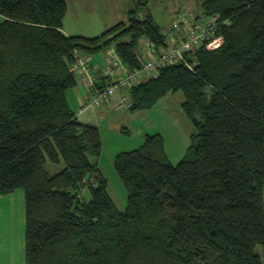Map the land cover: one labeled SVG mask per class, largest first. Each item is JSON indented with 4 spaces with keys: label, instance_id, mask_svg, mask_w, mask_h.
<instances>
[{
    "label": "trees",
    "instance_id": "16d2710c",
    "mask_svg": "<svg viewBox=\"0 0 264 264\" xmlns=\"http://www.w3.org/2000/svg\"><path fill=\"white\" fill-rule=\"evenodd\" d=\"M146 2L128 23L84 36L63 31L67 0H0V196L25 191L27 264H264L256 252L264 248V0H202V13L219 17L223 43L202 45L187 54L192 66L166 65L128 90L131 109L184 92L196 131L177 165L159 133L119 152L122 211L92 161L102 135L70 105L73 62L114 46L137 67L144 38L162 51L169 24L140 17ZM61 159L64 169L49 175L47 160Z\"/></svg>",
    "mask_w": 264,
    "mask_h": 264
},
{
    "label": "rangeland",
    "instance_id": "374dc122",
    "mask_svg": "<svg viewBox=\"0 0 264 264\" xmlns=\"http://www.w3.org/2000/svg\"><path fill=\"white\" fill-rule=\"evenodd\" d=\"M105 1H108L109 6L108 8L104 7V13L102 14L107 21L113 23L124 21L128 23L129 11L135 8L140 0ZM143 1L147 2L143 5L142 10H139V16L144 17L146 13L150 12L155 22L164 27L171 22L172 17L179 10L201 11L202 13V6L200 5L202 0ZM74 17L70 20L71 24L76 22L78 25L85 27L81 23L84 21H76ZM207 20L202 17L199 19V23L204 24ZM64 22L66 25L69 24L68 18ZM66 28L68 30V27ZM100 28L91 31L87 36H96L103 33V29ZM184 100V92L178 90L169 92L151 109L125 107L121 110H116L113 107L108 110V114L103 115L98 111V116L91 119L97 122L103 141V150L100 157H92V161L98 163L103 175L107 178L108 193L119 210H125L128 199L127 187L115 167V157L119 152L136 149L144 142L148 134L156 133L164 137L168 159L174 165H177L189 152L193 144V134L196 131V126L183 107ZM196 117L199 118V114H196ZM64 167L65 162L62 159L61 162L57 163L50 160L46 162L47 173L51 176L62 171ZM12 193L8 198L0 200V209L2 211L0 217L3 218L0 221V245L7 246L5 255L9 256L12 252L14 257H17L23 255L25 251V191L23 187H18ZM83 194L87 201L91 199L90 190H85ZM9 208L13 209V213L10 216H8V213L6 214ZM8 246L11 248H8ZM256 252L261 255L264 262L263 246L257 245Z\"/></svg>",
    "mask_w": 264,
    "mask_h": 264
},
{
    "label": "built area",
    "instance_id": "2783aa9c",
    "mask_svg": "<svg viewBox=\"0 0 264 264\" xmlns=\"http://www.w3.org/2000/svg\"><path fill=\"white\" fill-rule=\"evenodd\" d=\"M209 18L204 24L199 23L200 18ZM218 15L201 16L188 11L177 12L169 25L163 28L165 47L160 51L156 44L147 38L143 40V50L147 57L137 67L128 66L117 53L114 47L108 50L100 73L92 66L90 58L76 54L72 68L76 75L86 81L91 89L88 102L83 104L79 113L85 111L95 112L97 108L112 102L114 109L130 108L133 104L128 89L137 82L155 76L158 71L170 64L186 63L192 66L187 54L198 47L205 45L208 49L219 47L223 43V35L217 34L219 25ZM101 77L104 83L99 84ZM118 96L117 101H112Z\"/></svg>",
    "mask_w": 264,
    "mask_h": 264
},
{
    "label": "crops",
    "instance_id": "0c3cea01",
    "mask_svg": "<svg viewBox=\"0 0 264 264\" xmlns=\"http://www.w3.org/2000/svg\"><path fill=\"white\" fill-rule=\"evenodd\" d=\"M67 6H68L67 14L64 18V21L66 18H68L69 24H67L68 25L67 26L65 22L63 23V31L67 35L87 36L88 33H90L91 31H94L95 29H99L101 27L100 29H103V31H106L107 29L113 27L115 23H117V22L113 23L111 21H107L105 16L102 14L104 13V7L108 8L109 6L108 1H105V0H67ZM74 15L76 16L74 17ZM73 17L76 19V21L77 20L84 21L81 23H83L85 27L81 26L80 24L78 25L76 22L74 24H71L70 20ZM66 27H68V30ZM112 47L114 46L101 50L100 52L96 54L89 55L92 65L97 70H100L103 67L108 50ZM77 78H78V83L70 91V94H69L70 105L75 111H77L78 118L81 121L91 122L97 125V122L91 119L96 118L98 116V111L101 112L103 115L108 114V110L110 108H113L112 102L99 108L94 113H91L90 111H85L84 113L80 114L79 111L82 105L87 101L89 97V90H88L86 81H84L80 76H77ZM117 100H118V96H115L112 99L113 102ZM121 109H118V110H121ZM11 194L13 193L1 195L0 200H3L4 198H8V196H10ZM12 211L13 209L9 208L6 214L8 213V216H10L13 213ZM0 215H2L1 209H0ZM2 220L3 218L0 217V221ZM8 248H11V247L8 246ZM6 250H7V246L4 247L3 245H0V264H27L26 259H25V251L23 255L14 257V254H12V252L10 253L9 256L5 255L4 253Z\"/></svg>",
    "mask_w": 264,
    "mask_h": 264
}]
</instances>
